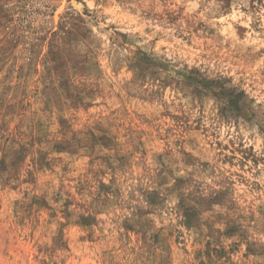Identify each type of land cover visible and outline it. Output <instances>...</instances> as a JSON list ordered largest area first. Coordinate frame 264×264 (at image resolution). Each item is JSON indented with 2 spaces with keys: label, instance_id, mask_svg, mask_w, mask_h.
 <instances>
[{
  "label": "rangeland",
  "instance_id": "374dc122",
  "mask_svg": "<svg viewBox=\"0 0 264 264\" xmlns=\"http://www.w3.org/2000/svg\"><path fill=\"white\" fill-rule=\"evenodd\" d=\"M0 264H264V0H0Z\"/></svg>",
  "mask_w": 264,
  "mask_h": 264
}]
</instances>
